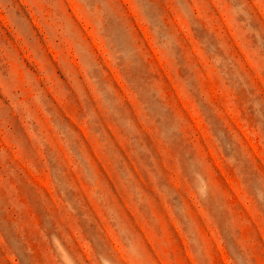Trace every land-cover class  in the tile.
<instances>
[{
  "label": "rangeland",
  "instance_id": "obj_1",
  "mask_svg": "<svg viewBox=\"0 0 264 264\" xmlns=\"http://www.w3.org/2000/svg\"><path fill=\"white\" fill-rule=\"evenodd\" d=\"M0 264H264V0H0Z\"/></svg>",
  "mask_w": 264,
  "mask_h": 264
}]
</instances>
